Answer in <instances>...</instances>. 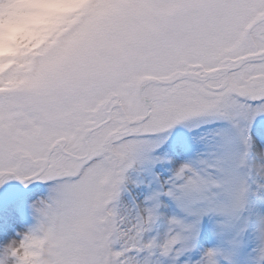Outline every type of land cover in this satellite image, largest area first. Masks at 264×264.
<instances>
[{"label": "snow or ice", "instance_id": "obj_1", "mask_svg": "<svg viewBox=\"0 0 264 264\" xmlns=\"http://www.w3.org/2000/svg\"><path fill=\"white\" fill-rule=\"evenodd\" d=\"M0 264H264V0H0Z\"/></svg>", "mask_w": 264, "mask_h": 264}]
</instances>
